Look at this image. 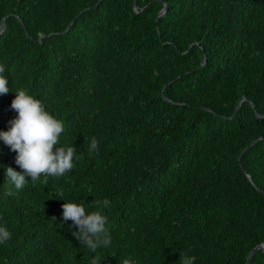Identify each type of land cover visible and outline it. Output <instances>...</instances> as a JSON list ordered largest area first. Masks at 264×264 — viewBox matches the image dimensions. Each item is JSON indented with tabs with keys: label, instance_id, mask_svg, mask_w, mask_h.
<instances>
[{
	"label": "trees",
	"instance_id": "trees-1",
	"mask_svg": "<svg viewBox=\"0 0 264 264\" xmlns=\"http://www.w3.org/2000/svg\"><path fill=\"white\" fill-rule=\"evenodd\" d=\"M3 19L0 131L23 88L81 158L8 196L21 169L0 138V264H247L264 243V0H0ZM57 189L102 211L108 247L80 244Z\"/></svg>",
	"mask_w": 264,
	"mask_h": 264
},
{
	"label": "clouds",
	"instance_id": "clouds-1",
	"mask_svg": "<svg viewBox=\"0 0 264 264\" xmlns=\"http://www.w3.org/2000/svg\"><path fill=\"white\" fill-rule=\"evenodd\" d=\"M5 66L0 64V95L10 91L8 79L4 75ZM16 95L11 102V108L17 113L16 117L9 121V128L0 131V138L16 153L15 163L21 171H16L12 167H7L5 176L10 187L6 195L12 196L15 193L12 187L22 189L26 182V177L35 185L40 182L44 186L48 184L49 177L59 178L70 172L74 167V157L76 148L74 146H63L60 143V135L64 131L63 123L46 110L41 100L21 88L15 91ZM60 145V147H55ZM99 143L95 137L91 138L88 152L89 154L98 152ZM41 177H44L41 180ZM91 192V189H88ZM57 195L63 199V190L57 189ZM65 201V199H63ZM108 199L96 200L94 207L102 209L109 207ZM63 220H71L77 230L73 235L85 245L89 251L96 253L102 247L111 244V236L107 225V217L101 210L86 212L85 207L73 201H65L62 204ZM12 233L6 226L0 225V245L8 242ZM180 264H194L195 257L188 256L180 252ZM99 256H94L90 264H101ZM120 264H135L131 258H125Z\"/></svg>",
	"mask_w": 264,
	"mask_h": 264
},
{
	"label": "water",
	"instance_id": "water-1",
	"mask_svg": "<svg viewBox=\"0 0 264 264\" xmlns=\"http://www.w3.org/2000/svg\"><path fill=\"white\" fill-rule=\"evenodd\" d=\"M162 10H163V9H162ZM3 26H4V19H3L2 24H1V26H0V31L2 30ZM263 246H264V243H262V244H260L259 246L255 247V248L250 252V254H249V256H248V259H247V264H249V260H250L251 255L253 254V252H254L255 250H257L258 248L263 247Z\"/></svg>",
	"mask_w": 264,
	"mask_h": 264
}]
</instances>
